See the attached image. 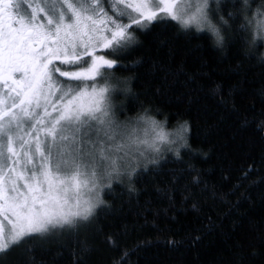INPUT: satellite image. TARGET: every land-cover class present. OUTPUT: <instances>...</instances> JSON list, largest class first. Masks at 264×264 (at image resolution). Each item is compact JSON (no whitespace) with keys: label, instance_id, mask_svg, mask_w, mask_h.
<instances>
[{"label":"snow or ice","instance_id":"snow-or-ice-1","mask_svg":"<svg viewBox=\"0 0 264 264\" xmlns=\"http://www.w3.org/2000/svg\"><path fill=\"white\" fill-rule=\"evenodd\" d=\"M177 3L0 0V264L16 252L22 264H49L37 252L53 246V264L64 249L71 264H89L85 232L113 248L110 264H140L141 253L159 243L195 248L223 224L205 212L202 235L178 240V229L160 227L178 212L220 201L238 215L239 202L226 197L243 184L224 192L209 179L211 170L192 163L207 154L189 142V113L209 98L219 122L237 117L240 131L259 135L258 161L246 153L237 179L261 186L264 200V0ZM179 40L188 43L178 46ZM146 42L153 55L132 59ZM206 48L215 65L202 55ZM188 54L197 61L193 70ZM141 70L158 83L137 90ZM257 73L260 86L245 87ZM120 99L130 106L117 107ZM172 107L184 110L171 113L170 123ZM125 209L133 222L105 232L101 220ZM149 225L154 235L123 242ZM250 227L246 246L233 245L229 258L212 264H264V224Z\"/></svg>","mask_w":264,"mask_h":264},{"label":"trees","instance_id":"trees-1","mask_svg":"<svg viewBox=\"0 0 264 264\" xmlns=\"http://www.w3.org/2000/svg\"><path fill=\"white\" fill-rule=\"evenodd\" d=\"M195 29H193L194 31ZM203 35H209L204 33ZM178 46L185 45L188 42L185 40H179L176 42ZM195 43V42H193ZM153 45L146 42V47L136 53L132 59L139 58L141 56L153 55ZM209 64L215 65L216 56L210 48H206L202 53ZM131 62V60L129 61ZM186 63L189 70H193L197 66V61L193 58V55L188 54L186 57ZM121 75V73H117ZM123 75H132L130 73H123ZM141 77V83L137 90L142 89L144 86L152 83L153 85L158 81L149 77L145 70H141L139 73ZM256 83L250 86L258 88L259 74L256 76ZM135 83V82H134ZM205 84L210 81H204ZM183 91V89H181ZM128 99L117 100V107L120 105H129ZM169 115V121L172 122L171 113L180 110L182 107H172L166 109ZM132 115L131 112L128 113ZM191 120L193 121V128L190 134V144L193 148L203 149L207 154L206 157L197 156L192 163L197 168L204 170H211L212 175L209 179L215 181L218 184L223 185V191H231L230 185L243 184L240 191L236 195L226 197L233 206L238 202L240 205V213L238 215H229L230 209L220 201H208L210 207H205L203 211L187 208L185 212L177 213V220L165 225L163 222L160 227H171L173 230L178 229L180 235L176 237L178 240H183L186 234H201L198 229L203 228L207 224L204 213L207 212L212 215L213 220L218 224L223 221L222 227L214 229L207 236H204L200 245L192 247L187 243H184L177 248H172L164 243H159L155 247L148 249L141 253L140 264H212V261L218 258H229L232 252V246L240 243L247 245L249 238L252 235L251 225L260 226L264 224V200L260 198L261 186L252 185L249 182L237 179L241 176V169L248 163L244 159L246 153H250L253 158L258 161L260 145L259 135L249 131L239 130V119L237 117H231L225 120L223 123L219 122L217 112L215 110V102L212 99L207 100L205 107L199 110L194 109L189 113ZM187 118V117H186ZM157 119H160L158 116ZM166 129L172 130L171 126H166ZM235 133V138L233 134ZM254 143H249V141ZM261 173L264 174V167H261ZM222 175H229L231 179L228 181H222ZM253 179H259V177H253ZM161 181V185H162ZM151 190V186H150ZM249 195V199L245 200L244 194ZM153 197L156 193H152ZM122 199V197H121ZM144 197H141L143 202ZM179 194L177 193V200H179ZM154 203L157 201L154 199ZM235 212V209H232ZM131 214L125 209L124 212H117L115 216H110L101 220L105 232L118 233L120 227L124 223L131 224ZM143 224V221H140ZM155 234L151 225L137 229L136 232L131 233L127 237L123 238V242L132 245L134 241L143 235ZM88 239V242L92 245V251L89 256V264H110V260L116 255L113 248L103 241L102 236L94 235L91 232H85L82 234ZM163 239V238H161ZM58 249L53 246L51 249L43 254L37 252V256L41 257L53 264V257ZM259 251V249H256ZM198 257V261H197ZM72 257L70 255V249H64L61 256L55 259V264H71ZM4 264H22V257L20 252L13 253L7 257Z\"/></svg>","mask_w":264,"mask_h":264},{"label":"rangeland","instance_id":"rangeland-1","mask_svg":"<svg viewBox=\"0 0 264 264\" xmlns=\"http://www.w3.org/2000/svg\"><path fill=\"white\" fill-rule=\"evenodd\" d=\"M182 2V0H178L177 6H179V3ZM116 105H117V100L115 101ZM166 131H170L168 129H166Z\"/></svg>","mask_w":264,"mask_h":264}]
</instances>
